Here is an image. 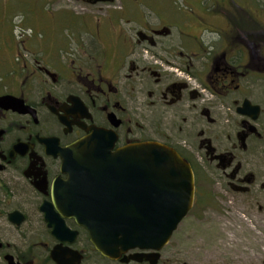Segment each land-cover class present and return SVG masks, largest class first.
I'll return each mask as SVG.
<instances>
[{
  "label": "flooded vegetation",
  "instance_id": "af4514ba",
  "mask_svg": "<svg viewBox=\"0 0 264 264\" xmlns=\"http://www.w3.org/2000/svg\"><path fill=\"white\" fill-rule=\"evenodd\" d=\"M75 1L0 29V264H106L63 191L83 140L165 146L192 168V211L264 217V0H183L145 25L127 0Z\"/></svg>",
  "mask_w": 264,
  "mask_h": 264
},
{
  "label": "water",
  "instance_id": "95a60500",
  "mask_svg": "<svg viewBox=\"0 0 264 264\" xmlns=\"http://www.w3.org/2000/svg\"><path fill=\"white\" fill-rule=\"evenodd\" d=\"M107 2L108 0H99ZM75 158L64 156L63 189L69 209L105 258L158 264L161 251L194 206L191 166L174 150L152 143L116 151L83 140ZM68 150H65L66 153ZM58 264H78L80 257L55 254Z\"/></svg>",
  "mask_w": 264,
  "mask_h": 264
},
{
  "label": "rangeland",
  "instance_id": "374dc122",
  "mask_svg": "<svg viewBox=\"0 0 264 264\" xmlns=\"http://www.w3.org/2000/svg\"><path fill=\"white\" fill-rule=\"evenodd\" d=\"M165 3V5H162ZM84 7L75 0H0V29L4 34L10 33L7 22H3L4 16L8 15L10 25L13 23L22 25L23 14L31 16V23H39L45 28L49 21L45 18L50 16V11L55 9L69 8L70 10ZM129 16L134 15L140 25H145V18L154 21L155 13L176 14L187 12L183 0H127L124 6ZM124 12V11H123ZM154 22H157L155 20ZM45 31V29H43ZM16 39L23 33L20 28H15ZM3 40L0 34V42ZM216 209L204 212L198 208L179 225L169 244L162 250L160 264H255L254 260H248L246 255L257 254L255 248L250 246V237L246 227L264 230V217L255 214L248 215L246 210L236 204L218 203ZM244 209V210H242ZM227 229L225 239L228 249L223 252L214 250L211 245V237L219 229ZM261 228V229H260ZM260 250L264 251V248ZM264 264V259L262 260ZM106 264H113L111 261Z\"/></svg>",
  "mask_w": 264,
  "mask_h": 264
},
{
  "label": "bare ground",
  "instance_id": "6f19581e",
  "mask_svg": "<svg viewBox=\"0 0 264 264\" xmlns=\"http://www.w3.org/2000/svg\"><path fill=\"white\" fill-rule=\"evenodd\" d=\"M261 229V228H260ZM247 233L250 237V246L255 248L257 251L254 256L253 255H246L248 260H254L255 264H263L262 260L264 259V251L260 250L261 248H264V230H259L253 227H246ZM227 229L222 228L219 229L214 235L211 237V245L214 246V250L220 249L223 252H226L228 249V246L226 245L229 241V235L225 234L227 233ZM229 238L225 239L226 236ZM216 248V249H215Z\"/></svg>",
  "mask_w": 264,
  "mask_h": 264
}]
</instances>
